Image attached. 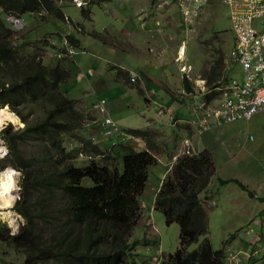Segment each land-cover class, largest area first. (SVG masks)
Wrapping results in <instances>:
<instances>
[{
  "label": "trees",
  "instance_id": "obj_1",
  "mask_svg": "<svg viewBox=\"0 0 264 264\" xmlns=\"http://www.w3.org/2000/svg\"><path fill=\"white\" fill-rule=\"evenodd\" d=\"M107 1L88 0V4L93 7ZM61 3L0 0V101L8 102L25 123L23 129L14 130L8 125L0 132L8 147L0 169L12 166L21 172V193L14 209L24 218L17 234H0V239L23 255V261L17 264H134L138 240L132 231L140 219L138 196L154 158L144 150L125 146L121 170L93 160L77 165L75 154L81 157L103 150L76 138L86 126L83 112L62 88L68 71L60 64L46 68L33 56L8 46L15 19L36 12L61 19L62 5L67 2ZM210 51L204 79L209 88H214L228 82L231 72L224 69L223 50L215 46ZM182 84L187 92L192 91L187 79ZM17 123L21 124L19 118ZM74 131L78 133L70 135ZM130 133L145 140L148 134L140 130ZM26 139L35 140L30 152L22 146ZM212 169L206 150L181 155L155 193L154 209L162 212L167 224L175 222L179 226L177 249L161 264H224L225 247L213 249L205 237L208 214L198 197ZM31 188L36 192L33 199L29 196ZM201 236L203 241L198 247L188 250Z\"/></svg>",
  "mask_w": 264,
  "mask_h": 264
},
{
  "label": "rangeland",
  "instance_id": "obj_2",
  "mask_svg": "<svg viewBox=\"0 0 264 264\" xmlns=\"http://www.w3.org/2000/svg\"><path fill=\"white\" fill-rule=\"evenodd\" d=\"M60 1L61 0H57L58 3ZM164 1L165 0H109L108 5H106L104 2L100 5H97L96 7H92L89 4H87V0H86L85 5L83 4L84 7L78 9L76 7H72L71 4L70 7L72 8L67 9L66 12H64V14L66 13L65 15L68 17L69 30H76L74 32L77 36L76 41L78 38V44L82 48L86 49V47L84 46L92 47L96 44L98 45L103 44L107 46H112V48L114 49H121L126 52H131L133 51L131 50V42L133 40L132 30L128 29L130 35L127 39H124L125 37L123 34L126 32L124 28H128V25L134 22V19L136 18L137 14L139 12H142L143 10L142 8L148 7L147 9H149V12L155 14L154 17H157L156 19L160 21L161 25L165 24L171 27V31L169 33L155 31L158 37L160 38L162 37L164 38L166 36L165 40L163 39V43L164 42L166 43L164 46L167 47V50L164 51L162 46L159 45L150 46V48L152 47L150 50L155 52L156 55H154L153 52H150L151 60L148 62V67L151 69H155L156 73L159 72L158 74L164 72L163 69H165L164 74L169 73L166 70L167 68H170V70L175 74H180L177 70L176 64L173 63L175 62L173 55L176 51L177 46L183 45L184 43L183 40L185 38L182 39L183 41L182 43L180 44L178 43L179 40H181L180 35L182 33L180 27V20L175 9H171L172 18L170 20L162 21V19L159 18L163 14H167V12L164 9L162 10L159 9V8H163L160 5L161 4L163 5ZM169 2L170 0H167L165 2L166 4L165 6H169ZM66 5L67 4L65 5L63 4L62 7H66ZM226 6H227L226 4L212 0L204 8L203 12L196 20V22L192 24L191 30L188 31L190 35L186 37V39L188 40L186 42L187 60L185 61V63H190V64L192 63V67H191L192 78H197V77L204 78V76L207 77L205 68L207 66L206 63H209L207 57L209 56L208 54L211 52L210 50L212 48L216 46L218 47V49H222L223 52H225L227 50H225L224 48L229 49L234 42L233 33L230 28V22L227 15ZM140 15L141 14H139V16ZM139 16H137V19ZM53 22H54V17H52V21H51V18L50 16H48L47 13H43L41 15L38 14L34 15L33 18H30L29 16L23 17L22 21L18 22L20 27L19 30L16 32V36L14 39L16 40L20 36L19 41L21 42L23 40H26L25 42L27 46H29L34 51L36 50L35 46H52V44L48 40V36L50 34H55V32H53V27H55L54 25H52ZM58 24L59 26H62L65 23L61 22ZM67 25L68 24H66V26ZM130 28H132V26ZM48 58L50 57L46 53L44 58L45 64L46 65L53 64V62L48 63ZM64 59H66V61L63 64H65L68 69H71V78L69 79L68 83L64 85L63 88L68 96L67 98L72 99L75 106L83 112L86 121L94 120L95 118H97L98 114L95 113L90 108V102L92 101V95H91L92 91H89V87L92 85V81L91 80H87V82L83 81L82 75L79 74L83 72L80 71L81 68H79L75 64V60L71 56V54L67 52V55H64L62 60ZM160 70L162 71L160 72ZM167 86L169 85L167 84ZM170 86L171 88H167L165 87V85H163V89L165 90L166 93L163 94L164 96L170 94L171 90L174 92V94L176 93L175 90L176 87L174 86V84ZM98 95L106 97V94L102 93L101 91ZM158 95L159 93L156 94V96ZM167 98L168 97L157 100L156 98L151 96L150 101L148 102V104L145 105L144 108L145 109L149 108L150 111L151 110L153 111V109L155 110L158 108H161L162 110L163 109L162 104L164 100ZM218 98L211 101V103L212 104L215 103L218 100ZM0 107H4V106L0 105ZM8 110L12 111V108L10 109L8 107ZM127 110L129 111L130 109L127 108ZM133 110H136V108H133ZM133 110L131 109L130 111ZM154 114H156V111L154 112ZM173 119L176 120L177 118H173ZM167 120L169 121V119ZM7 122L8 121H5V125ZM244 122L245 121L222 123L220 125L211 128L208 131H203L202 133L198 134L196 137L192 138V145L198 148L199 150L202 148L209 150V148L219 140V137L216 138V135L217 134H219V136L222 135L219 132L208 133L209 131H211L214 128L216 129L222 128V130L224 131V128H231L236 123L243 124ZM9 124H11L14 128L18 127L17 122L14 123L11 121ZM77 133L78 131H74L70 135L74 136ZM188 134L190 136H193L195 133L189 130ZM253 136L255 137V134ZM76 138L77 139L81 138L82 141H85L83 137L79 134L76 136ZM149 138H151V135L149 136ZM78 141H74V142L79 143ZM120 142H124V141H120ZM261 142L264 143V138H262ZM34 143H35L34 139H26L24 140V142H22V146L27 152H30L32 150V144ZM66 143L70 144L72 142L70 140H66ZM74 146L75 147L73 148L77 149L76 145ZM261 149L264 148L262 147ZM124 153L125 151L123 150V148L120 149L118 148V146H116L114 151L112 153L111 152L109 153L110 155L113 154L114 158L111 157L108 160H103V161L98 160V161L99 163H103V162L108 163V165H110L111 167L118 168L119 165H121L120 164L121 156ZM74 156L77 165L83 166L85 163H87V160L84 159L85 157H79L78 154H75ZM6 168H12V166ZM12 169L16 171V180H17L16 181L17 189L15 192L16 196L14 197L19 198L21 193L19 186L21 173L19 170L15 168ZM3 170H0V172ZM148 171L152 172L154 174V177H150L147 180V186L145 190H143V194L141 196L144 199L145 203H147L149 206V203L153 197V191H154L153 186L156 187L158 184V180H156L155 175L159 179L161 174L164 172V169L161 168L159 165L156 166L151 165L148 167ZM220 190L221 191L223 190V195H222V198L224 199L223 203L218 205L215 203V205H213L211 209L207 210L208 211L207 236L210 240L212 247L215 249L223 248V242L225 240L228 243L232 241H239V237H243V235L245 234V230L248 229L246 227L247 225L246 220L242 215L243 212H245L242 209L245 206H248V202H247L248 193L246 192V190H243L239 186L234 184L233 185L230 184L226 188L224 189L221 188ZM35 193H36L35 190H33L32 188L29 190V196L32 197V199L34 198ZM144 209L146 215L145 216L142 215L141 218L147 219V215H150V218L148 216L149 224L145 227L147 238H149L150 240L148 245L146 244L147 246L146 245L144 246L142 243H139L138 247L134 248V250L138 249L141 255L140 258L136 256L135 260H141V262L137 264H155L157 258L158 257L161 258L162 254L166 256L169 253H173L177 249L179 227L178 224L175 222L167 224L160 211L152 210V209L149 210L148 207H144ZM7 210H11L13 213H15L16 215L15 219L16 220L19 219L21 220V224L23 223V218L16 211H14V208ZM248 219H250L249 216ZM8 224H9L8 221H5L4 219L0 218V234L2 236L6 237V235H9V232L10 233L13 232V230L9 227ZM7 226L9 227V232H7L5 229ZM1 227L3 228L1 229ZM134 233L136 235L142 234L140 228L136 229ZM230 233L231 235L229 236ZM144 238L145 237H143L142 240ZM139 241L140 240H138V242ZM200 241L201 238L197 242L191 243L188 246V250H193L196 247H198ZM23 259H24L23 255L19 253L12 244L0 239V264H12V263L17 264L19 262H22Z\"/></svg>",
  "mask_w": 264,
  "mask_h": 264
},
{
  "label": "crops",
  "instance_id": "obj_3",
  "mask_svg": "<svg viewBox=\"0 0 264 264\" xmlns=\"http://www.w3.org/2000/svg\"><path fill=\"white\" fill-rule=\"evenodd\" d=\"M142 9V12L137 14V16L141 14V18L147 15L146 13L149 11L147 8ZM171 11L169 10L167 14H163L159 18L162 21L171 19ZM137 16L134 22L128 25V28H124L126 32L124 34L122 32L124 39H127L130 35L128 29L132 30L131 50L133 51L126 52L121 49H114L112 46L93 44L92 47L87 46L89 49L86 48L85 52L76 55L74 60L75 64L81 68L80 71L86 75L83 81L91 80L92 85L95 86V91L98 90L106 94L110 112L118 116L124 125L153 131L154 145L159 148L157 164L164 169L159 179L155 175L156 180L159 182L167 170L164 161L173 153V144L182 136H187L189 130L194 132L192 126H184L187 123L186 119L191 117L189 111L190 96L180 97L179 94L183 92L180 78L171 70L166 74L163 72L158 74L159 72L156 73L155 69L148 67V62L151 60L150 52H153L149 50V46L159 45L162 46L164 51L167 50V47L164 46L166 43H163L166 36L160 38L155 31L169 33L171 27L165 24L155 26L153 22L157 17L150 15L145 18L144 26H141ZM131 26L132 28H130ZM153 54L156 55L155 52ZM110 64L116 67L121 66L122 71L129 68L139 72L141 77L148 75L146 81L139 84V94L126 79L120 77L122 71H119L118 74L117 70L109 69ZM172 84L176 87V95L170 89V94L167 93L168 95L164 96L163 94L166 93L163 85L171 88L170 85ZM157 93H159L158 96H156ZM151 96L157 100L168 97L165 100L163 99L164 105L162 104L163 109L160 114L157 113L156 109L150 111L149 108H143L148 103L142 102L141 97L148 102ZM129 100L137 103L136 112L132 113L130 111L133 108L128 105ZM127 108L130 110L128 111ZM91 110L95 112L94 109ZM155 111L156 114H154ZM172 118H177L174 121L176 129L171 123L173 122ZM215 129L208 133L219 132L222 135H216L219 140L208 150L214 164V173L206 190L201 192L200 198H204V202L212 199L215 200L217 205L222 204L224 201L222 198L223 190L220 189H224L230 184L239 186L233 181L220 183L219 179L237 180L246 187L248 206L242 209L245 211L242 215L246 220L248 229L245 230L244 237L240 238L239 241H232V244L227 246L228 248L238 249L240 247L245 248L248 245V251L250 248L258 249L260 253L248 262L250 264H264V149H261L264 148V143L261 142L264 138V113L254 115L251 120L243 124L236 123L231 128H224V131L222 128ZM130 143L135 146L138 145L137 142L132 141ZM102 144H105V142H102ZM150 177H154L152 172L149 173ZM206 212L208 213L207 210ZM248 216L250 219H248Z\"/></svg>",
  "mask_w": 264,
  "mask_h": 264
},
{
  "label": "clouds",
  "instance_id": "obj_4",
  "mask_svg": "<svg viewBox=\"0 0 264 264\" xmlns=\"http://www.w3.org/2000/svg\"><path fill=\"white\" fill-rule=\"evenodd\" d=\"M166 1L167 0L164 1L163 5L162 4L160 5L163 8H159V9H161V10L164 9L166 12H168L171 9H175V11L177 12V15L179 17V20H180V27H181V33L182 34L180 35L181 40H179L178 43L180 44L183 41H184V43H183V45L177 46V48H176L177 52L175 51V53L173 55L174 56L173 58L175 59V62H173V63L176 64L177 70L180 73V74H176L180 78L181 88L183 90V92L179 94L180 97L184 96V95L190 96V102H189V109L190 110L189 111H190L191 117L186 119L187 123H185L184 126H186V127H187V125L192 126L195 134L193 136H190L187 132V136H185V137L182 136L181 138H179L177 140V142L175 144H173V146H174L173 153L167 157V160L165 159V161H164L167 170H166L165 174L162 176V178L159 180L157 186L156 187L153 186V188H154L153 197L149 203V206L147 203H145L144 199L141 196L143 194V190H145V188L147 186V180L149 179L150 171L147 172V177H146V181H145L143 190H142L141 194L138 196L139 206H140V219H139L138 224L135 225V227L132 231L133 237H135L137 240H140L139 242L137 241V245L135 246V248L138 247L139 243H142L144 246L146 244L148 245V243H149L150 239L147 238V235L145 232V227L149 224L148 216L150 218V215H147V219L141 218L142 215H144V216L146 215L144 207H148L149 210H151V209L155 210L154 206H153L155 193L157 192L158 188L161 186L162 181L164 180L165 176H167L168 173L171 172V170H172L176 160L178 159V157H180L181 155H194V154L199 153L200 151L206 150V149H200L199 150L198 148L194 147L192 145V138L196 137L198 134L202 133L203 131H208L211 128H213L217 125H220L222 123L235 122V121L247 122V121L251 120L254 115H256L258 113H264V108L262 107V109H259L255 112H253L252 115L249 116L248 118H239V119L228 120V121L223 120V121H220V123L213 122L209 128H207L206 130H203L202 132H198L197 123L200 120L201 115L206 111H215L217 109H223L228 101H233V100L229 99L231 97L230 88H229L231 82L236 81L239 85H242V84L245 85V83L247 82V75H246V72L243 68L242 63L237 61L233 56V51L236 48L237 42H236V37H235V34L232 30L231 23H230V28H231V31L233 33L234 42L230 46L229 49L224 48L227 51L224 50L225 52H224V59H223L224 69L231 72L230 73V79L228 80V82H226V83H224L218 87L209 88L206 85V80H204L203 77L202 78L201 77L192 78L191 77L192 63L191 64L185 63V61L187 60V58H186L187 57L186 56V52H187L186 42L188 40V39H186V37H188L190 35V33L188 31L191 30L192 24L194 22H196V20L199 18V16L203 12L204 8L212 0H200L201 5L199 7V10L196 13H194L192 10L193 9V3L190 0H170L169 6H165ZM214 1L221 2L220 0H214ZM66 2H67L66 7H62V18L61 19L54 18V22L52 24L55 26V27H53V32H55L56 35L50 34L48 36V40L50 41L52 46H35L36 50L34 51L29 46H27V44L25 42L26 40H23L21 42L19 41L20 36L15 40L14 38L16 36V32L19 30V27H20L18 22L22 21L23 17L19 18V19H15V21L12 22L13 23V26H12L13 31H11V33L8 36V46L16 49L20 54H24L27 56H33L35 61H39L41 63V65H43L46 68H54L60 64L61 67H63L66 71H68L69 77L65 81V83L62 85V88H64V85H66L68 83L69 79L71 78V69H68L67 66L65 64H63L66 61V59L62 60L64 55H67V52H68L69 54H71V56L73 58H75L76 55L83 53L86 50V49L82 48L81 46H79L78 38H77V44H75L77 36L74 32L76 30H69L68 17L65 15L66 13L64 14V12H66L67 9H70L72 7H76L78 9L81 7H84L86 0H66ZM108 3H109L108 1L105 2L106 5H108ZM59 4H62L61 1L59 2ZM71 4H72V7H70ZM87 4H88V0H87ZM96 6L97 5H94L93 7H96ZM228 11L229 10L227 7V15L229 14ZM145 12H147V11H145ZM148 12L146 13L147 15L143 16V18H141V16H140V18L138 17V20H140V22H141V26H144V21H145L146 17H148L149 15L150 16L155 15L154 13H148ZM37 14L41 15L43 13L42 12H36L33 15H29V17L33 18L34 15H37ZM191 15H195V16L191 17ZM12 17L13 16H11V17L9 16L8 18L11 19ZM24 17H26V16H24ZM50 18L52 21V17H50ZM228 18H229V22H230L229 15H228ZM168 20H170V19H168ZM61 22H64L65 24L62 26H59L58 23H61ZM153 23L155 24V26L161 25V23H160V21H158V19H155ZM16 24H18V25H16ZM66 24H68V25L66 26ZM22 27H24V26H22ZM76 29H78V28H76ZM69 36L73 37L74 43L72 42V40L69 39ZM183 38H185V39L182 41ZM35 43H37V42H35ZM84 47L88 48L87 46H84ZM149 48H150V46H149ZM182 49H183V51L181 52ZM46 53L50 57V58H48V63L53 62V64H49V65L45 64L44 58H45ZM176 60L178 63L176 62ZM256 64H257L256 62H253L252 66H251L252 68H254L250 72L253 74L252 79L249 81L251 86L256 85V84H260L261 82L264 85V75L261 74V70L255 69ZM109 69L110 70H112V69L117 70L118 74H119V71H122L121 66L116 67L112 64H110ZM166 70L168 72L170 70V68H167ZM163 73H165V71ZM79 74L82 75L83 78L86 77L85 73H79ZM158 76L160 77V75H158ZM120 77L122 79H126L127 82H129L132 85V87L135 88L137 94H139V91H140L139 84H140V82L144 83L146 81V79L148 78V75H146L145 77H141L139 72H136L134 70L127 68L121 72ZM184 78L189 81V83L191 85V89H192L191 92H187L184 89L183 84H182V80ZM158 80H160V79H158ZM6 83L7 82H5V84ZM94 87H95L94 85H91L89 87V91H92V94H91L92 95V101L90 102V108L94 109L95 113H97L98 116L94 120H87V121L85 120L86 118L83 117V124L86 126V131H80L79 135H81L84 140H88L91 143H95L98 148L103 150V152L101 154L83 153L84 155L80 154V156L85 157L84 159L87 160V162L91 161V160H93V161H98V160L101 161L102 160L103 161V160H105V158H106V160H108L111 157L114 158L113 154L110 155L109 153L110 152L112 153L116 146H118V148H120V149L123 148V150L125 152H126V150L124 149V147L128 146V147L132 148L133 150H136V151L144 150V151L148 152L149 154H151L155 160V163L153 165L156 166L157 161H158L157 154H159V148H157L154 145L155 137H153L154 136L153 131H150L147 129H141L138 127H130V126L128 127V126L124 125L120 121L118 116H116L110 112L109 106H108V101H107L106 97L98 95L100 93V91H98V90L95 91ZM63 91H64V94L67 96L64 89H63ZM175 95H176V93H175ZM218 96H219V98H218ZM217 98H218V100L212 104L211 101H213ZM70 100H72V99H70ZM140 100H142V102H145V103L149 102V101L147 102L145 100V98H143V97H141ZM0 105L4 106L3 108L0 107V128H1L0 131L5 126H8V125H10L14 130L23 129L25 126V123L23 122L21 117L13 110L12 106L8 102H1V101H0ZM128 105H130L131 108H137V103L135 101L129 100ZM8 107L10 109L12 108V111L14 112V114L17 117L13 114L12 111H11L12 112L11 113L8 110ZM156 110H157L158 114L161 113V108H158ZM134 112H136V110H134ZM33 115L34 114L32 112L30 116H33ZM119 116H120V114H119ZM18 118L21 121V124H19L17 128H14L11 124H9L10 121H12L14 123L18 122ZM212 120H215V119H212ZM5 121H8L6 123V125H5ZM172 121L173 122H171V123H172L173 127L176 129V123L174 122L175 120L173 118H172ZM131 130H140L143 132L146 131L148 133L146 136L147 142H146L144 137H141L140 135H133L132 133H130ZM150 135H151V138H149ZM0 139L4 141L5 146L7 147L5 140L1 136H0ZM80 140H81V138H80ZM120 141H124V142H120ZM132 141L137 142L138 145L135 146L132 143H130ZM148 141L150 144H148ZM102 142H105V144H102ZM6 147H0V160L4 159L5 157L8 156V151H7L8 147L7 148ZM206 151L208 152V150H206ZM122 156H123V154H122ZM210 158H211V155H210ZM211 161H212V159H211ZM121 162H122V158H121ZM121 162H120V164H121ZM7 167H9V166H7ZM121 167L122 166L119 165L118 168L121 170ZM4 168L0 169V170L4 169V172L0 173V176L3 177V179L0 180V198H3V203L6 207H9L8 209H12V208H14V205L16 203L15 201H17L19 199L18 197L8 195L9 190L16 187L14 180H13L14 172L10 168L9 169H6V167H4ZM12 168H14V167H12ZM212 168L213 169H212V173H211L210 178L212 177V175L214 173L213 162H212ZM17 175H18V172H17ZM210 178H209L208 184L210 182ZM221 180H224V179H219L220 183H222ZM226 181L228 182V181H233V180L227 179ZM208 184H207V186H208ZM19 186H20V181H19ZM207 186H206V188H207ZM206 188H205V190H206ZM205 190H203V191H205ZM203 191H201V192H203ZM201 192L199 193L198 197H199L204 209L208 210V209L212 208L213 205L215 204V200L210 199V200H206L204 202L203 201L204 198H200ZM14 211H16V210L14 209ZM17 213L22 217V215L19 212H17ZM207 218H208V216H207ZM141 219H143L144 221ZM16 222H17V229H12L10 227L11 221H9V225H10L9 227L13 230V232H11V233L9 232L8 226L5 228L6 231L9 232V236L15 235L18 233L20 226L23 225V223H24V218H23L22 224H21V220H19V219L16 220ZM19 224H21V225H19ZM207 226H208V224H207ZM139 228L141 229L142 234L136 235L134 233V231H136V229H139ZM207 231H208V228H207ZM178 234H179V232H178ZM207 234H208V232H207ZM230 235H231V233L229 234V236ZM143 237H145V238L142 240ZM205 237L208 238L207 235ZM200 238H201V241H200V243H201L203 241V237L201 236ZM240 238H242V237H239V240H240ZM229 244H232V243L231 242L228 243L226 240L223 242V248L225 247L224 264H250L248 261L252 257H254L260 253L258 249H253V248H250V250L248 251V245L245 248L240 247L238 249H235V248H228L227 245H229ZM213 249H215V248H213ZM263 249H264V246H263ZM135 251L138 252V255H136V256H138V258H140L141 255H140L138 249ZM136 256H135V259H136ZM166 257H167V255L164 256L162 254L161 258H159V257L157 258V260L155 261V264H161L162 261ZM135 259H134V264L141 262V260H135ZM12 264H14V263H12Z\"/></svg>",
  "mask_w": 264,
  "mask_h": 264
},
{
  "label": "built area",
  "instance_id": "obj_5",
  "mask_svg": "<svg viewBox=\"0 0 264 264\" xmlns=\"http://www.w3.org/2000/svg\"><path fill=\"white\" fill-rule=\"evenodd\" d=\"M193 12L200 7V0H190ZM228 7L230 23L236 37L234 58L242 63L247 75L245 85L232 81L229 88L231 97L223 109L204 112L197 123L198 132L211 126L213 122L248 118L253 112L264 108V85L262 82L251 86L249 81L252 63L264 75V0H220ZM195 15H191L193 17ZM215 119V120H212Z\"/></svg>",
  "mask_w": 264,
  "mask_h": 264
},
{
  "label": "bare ground",
  "instance_id": "obj_6",
  "mask_svg": "<svg viewBox=\"0 0 264 264\" xmlns=\"http://www.w3.org/2000/svg\"><path fill=\"white\" fill-rule=\"evenodd\" d=\"M183 51V49L181 50V52ZM0 147H1V145H2V147L4 146L5 147V143H4V141L3 140H1L0 139ZM6 169H9V168H6ZM10 169H12V168H10ZM13 170V172H14V175H13V180H14V183H15V185H16V171L14 170V169H12ZM2 172H4V170L3 171H1L0 173H2ZM3 179V177L2 176H0V180H2ZM16 189H17V186L16 187H14L13 189H10L9 190V193H8V195H11V196H16L15 195V192H16ZM6 198V197H5ZM9 207H6L5 205H4V203H3V198H0V218H2V219H4L5 221H8V223H9V221H11V228L12 229H16V227H17V222H16V219H15V213H13L11 210H7Z\"/></svg>",
  "mask_w": 264,
  "mask_h": 264
}]
</instances>
